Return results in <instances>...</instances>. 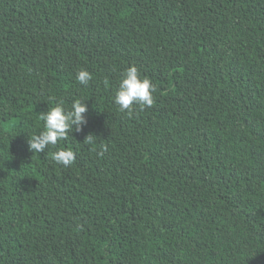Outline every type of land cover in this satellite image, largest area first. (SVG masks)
Masks as SVG:
<instances>
[{"label":"trees","instance_id":"1","mask_svg":"<svg viewBox=\"0 0 264 264\" xmlns=\"http://www.w3.org/2000/svg\"><path fill=\"white\" fill-rule=\"evenodd\" d=\"M77 99L83 130L30 152ZM0 264H264V0H0Z\"/></svg>","mask_w":264,"mask_h":264},{"label":"clouds","instance_id":"2","mask_svg":"<svg viewBox=\"0 0 264 264\" xmlns=\"http://www.w3.org/2000/svg\"><path fill=\"white\" fill-rule=\"evenodd\" d=\"M92 79L91 74L81 69L76 74V80L81 85H87ZM155 86L147 77L141 78L136 66H129L122 74L118 88L115 91L113 100L119 106L120 111L132 115L135 106H140L141 110L151 107ZM88 111L87 105L81 100H74L70 109H65L62 104L50 108L47 112L39 114V119L44 122L43 130L32 135L27 140L28 150L32 153H42L49 146H56L58 141L67 139L73 130L80 132L87 124L85 113ZM93 136L87 134L84 142L92 144ZM107 151V146L98 155H103ZM51 158L57 164L64 167L71 166L76 158L75 152L70 148H61L51 154Z\"/></svg>","mask_w":264,"mask_h":264}]
</instances>
